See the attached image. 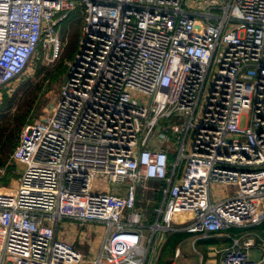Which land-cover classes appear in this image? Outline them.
Returning a JSON list of instances; mask_svg holds the SVG:
<instances>
[{"label":"built area","instance_id":"built-area-1","mask_svg":"<svg viewBox=\"0 0 264 264\" xmlns=\"http://www.w3.org/2000/svg\"><path fill=\"white\" fill-rule=\"evenodd\" d=\"M77 9L61 95L23 128L18 184L0 191V264H81L63 220L106 226L93 264H147L164 231L207 240L252 226L264 198V0H0V89L40 48L61 58L60 26ZM100 175L110 192L94 188ZM148 183L149 220L138 203ZM213 185L237 190L214 203ZM227 237L218 264H264L257 236Z\"/></svg>","mask_w":264,"mask_h":264},{"label":"rangeland","instance_id":"rangeland-1","mask_svg":"<svg viewBox=\"0 0 264 264\" xmlns=\"http://www.w3.org/2000/svg\"><path fill=\"white\" fill-rule=\"evenodd\" d=\"M76 11L79 12L75 13L74 17L71 18V20H68L65 25L63 24L60 26L59 36L64 44L63 53L66 51L74 35H78V42L80 39L81 28L83 26L82 11L81 9H77ZM60 62V59L58 61L51 62L45 56L43 49L40 48L31 60L25 72L0 89V104L5 96L10 98L15 97V99L17 98L18 100L22 95V92L30 83H37L40 80L37 78L36 72L39 67L45 66L47 67L49 73L52 72V75L50 76V80L46 82L44 90L40 94V97L35 105L31 122L47 116L51 111V107H53L61 95L63 86L67 80L69 64L72 61L64 62L65 68L63 66L59 67ZM204 102L205 100L202 99L201 106H203ZM246 119L247 114L245 113L242 117V125L245 124ZM167 123L169 122L167 121L166 124ZM8 168L10 170L8 183L0 186V191L3 194L10 193L11 190L17 186L23 170L22 165L17 164L12 160L9 161ZM3 169L4 174L0 173V177H5L8 171L7 167H4ZM180 173L181 169L178 171V176ZM94 188L99 192H110L111 190V186L108 185L107 187L101 175L97 176ZM147 188L148 189L146 190L139 191L138 203L139 206L142 207L141 211L144 214V218L149 220L151 215V206L148 205V203L154 202L151 193L153 190L158 188V185L155 183H148ZM236 190V187L213 185L211 187L213 202L217 203L222 199L231 197ZM150 224H152L151 221L147 223V225ZM105 230L106 226L103 224H80V222L73 220L60 221L58 226L59 237H65L68 241L74 242V245L83 253V261L81 264H93L94 258L97 255L103 241ZM233 232L234 231H226V233ZM175 233L176 232L173 231H164L162 234L158 233V235H156L154 245H156L157 250L155 253H150L147 264H151L153 261L154 264H201L202 255L206 257L207 261L211 262L210 264H218L219 255H217L214 249H222L225 243L213 242V240L210 239H199L198 235L183 234L178 236L175 235ZM150 234L151 232H147V235ZM176 248H180L183 254L179 258L175 257ZM262 256L263 252L258 247L252 249L249 253V259L254 262L259 261Z\"/></svg>","mask_w":264,"mask_h":264},{"label":"trees","instance_id":"trees-1","mask_svg":"<svg viewBox=\"0 0 264 264\" xmlns=\"http://www.w3.org/2000/svg\"><path fill=\"white\" fill-rule=\"evenodd\" d=\"M77 12L79 11L71 13L70 16H68L62 23V25H65L68 20H71V18H73ZM77 43L78 35H74L66 51L60 58L61 62L59 67H64V62L73 61L78 49ZM51 75L52 72L49 73L47 67H39L36 72V76L40 80L37 83H30L22 92V95L18 100L17 98L15 99V97L10 98L5 96L2 103L0 104V168L7 167L8 170L5 177H0V186L8 183L10 177L8 163L11 160L14 150L20 143V137L23 128L29 124V122H31L35 105L40 97V94L44 90L46 82L50 80ZM260 228H264V222ZM233 229L234 228L228 231H232ZM183 234L191 235L186 232L175 233V235L178 236ZM210 240H213V242H219L213 238ZM222 241V243H227L229 242V239H222ZM177 249L178 248H176V250Z\"/></svg>","mask_w":264,"mask_h":264},{"label":"crops","instance_id":"crops-1","mask_svg":"<svg viewBox=\"0 0 264 264\" xmlns=\"http://www.w3.org/2000/svg\"><path fill=\"white\" fill-rule=\"evenodd\" d=\"M253 218H254V223L252 226L245 228V229H238L234 228L232 231L233 233H222V234H216L213 235L210 239H215L218 240L219 243H222V239H229V242L225 243L224 247H228L232 244V240L229 237L233 238H245V237H255L257 240V243L259 245H264V228H260L261 225L264 222V201L263 199H259L255 202L254 206V211H253ZM223 247V248H224ZM203 256V255H202ZM205 259L206 257L203 256ZM202 258V257H201Z\"/></svg>","mask_w":264,"mask_h":264},{"label":"water","instance_id":"water-1","mask_svg":"<svg viewBox=\"0 0 264 264\" xmlns=\"http://www.w3.org/2000/svg\"><path fill=\"white\" fill-rule=\"evenodd\" d=\"M51 109H52V107H51Z\"/></svg>","mask_w":264,"mask_h":264}]
</instances>
